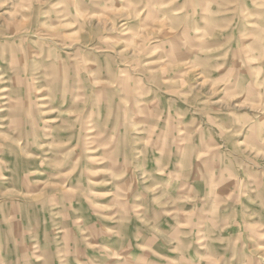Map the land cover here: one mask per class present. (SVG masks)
Returning <instances> with one entry per match:
<instances>
[{
  "label": "rangeland",
  "instance_id": "obj_1",
  "mask_svg": "<svg viewBox=\"0 0 264 264\" xmlns=\"http://www.w3.org/2000/svg\"><path fill=\"white\" fill-rule=\"evenodd\" d=\"M0 264H264V0H0Z\"/></svg>",
  "mask_w": 264,
  "mask_h": 264
}]
</instances>
